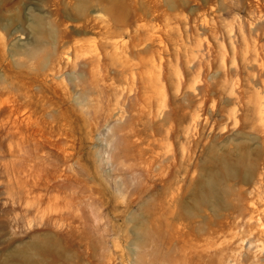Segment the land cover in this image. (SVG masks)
<instances>
[{
  "label": "rangeland",
  "instance_id": "374dc122",
  "mask_svg": "<svg viewBox=\"0 0 264 264\" xmlns=\"http://www.w3.org/2000/svg\"><path fill=\"white\" fill-rule=\"evenodd\" d=\"M264 264V0H0V264Z\"/></svg>",
  "mask_w": 264,
  "mask_h": 264
},
{
  "label": "bare ground",
  "instance_id": "6f19581e",
  "mask_svg": "<svg viewBox=\"0 0 264 264\" xmlns=\"http://www.w3.org/2000/svg\"><path fill=\"white\" fill-rule=\"evenodd\" d=\"M227 264H230V263H227Z\"/></svg>",
  "mask_w": 264,
  "mask_h": 264
}]
</instances>
